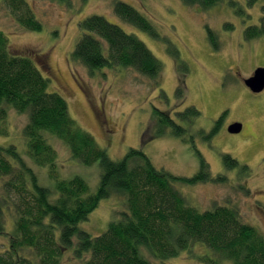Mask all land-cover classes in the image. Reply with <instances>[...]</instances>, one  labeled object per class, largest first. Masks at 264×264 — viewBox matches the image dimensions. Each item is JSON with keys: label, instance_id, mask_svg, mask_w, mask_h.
I'll list each match as a JSON object with an SVG mask.
<instances>
[{"label": "rangeland", "instance_id": "rangeland-1", "mask_svg": "<svg viewBox=\"0 0 264 264\" xmlns=\"http://www.w3.org/2000/svg\"><path fill=\"white\" fill-rule=\"evenodd\" d=\"M26 1L42 30L21 28L1 2L0 30L13 52L34 61L40 58L42 72L50 79L49 90L65 99L71 118L93 136L110 159L120 160L129 148H139L155 168L179 177L192 176L203 160L212 180L192 186L176 185L189 204L199 211L215 206L235 208L244 223L264 236V89L252 94L243 82L256 68H264V36L244 38L245 28L259 24L264 0L252 7L246 5V0H223L208 10L187 6L180 0H70L69 5L53 0ZM117 1L130 4L144 15L158 37L118 19L113 13ZM94 14L120 24L142 40L160 61L159 73L147 77L119 66L89 73L71 61L69 55L80 36L78 23ZM208 29L215 35L216 49L208 40ZM179 89L181 95L177 94ZM189 107L196 108L199 116L180 118ZM155 110L166 112L184 128L182 138L169 128L158 132ZM222 113L219 129L207 138ZM26 122L25 114L11 111L9 137H0V143H13L24 153L21 130ZM232 122L242 124L240 133H228ZM50 142L57 152V177H81L89 193H95L100 180L98 162L78 163L61 141L54 138ZM223 154L236 159L240 167L245 165L246 172L240 167L225 168ZM28 163L39 184L55 191L48 168ZM219 174L223 178L213 180ZM125 208L122 197L103 199L80 228L92 236L100 235L113 212ZM8 247L7 239L0 237V253ZM144 254L156 264H207L194 256L205 254L200 246L164 262ZM62 261L83 264L71 252H66Z\"/></svg>", "mask_w": 264, "mask_h": 264}, {"label": "trees", "instance_id": "trees-1", "mask_svg": "<svg viewBox=\"0 0 264 264\" xmlns=\"http://www.w3.org/2000/svg\"><path fill=\"white\" fill-rule=\"evenodd\" d=\"M53 1L67 5L70 2ZM180 1L208 10L223 0ZM257 1L246 0V5L252 7ZM0 2L24 30H42L26 0ZM113 13L122 22L158 37L152 23L130 4L115 2ZM261 13L258 25L245 28V40L264 36V5ZM78 25L80 36L69 56L89 73L113 66L129 67L147 77L159 73L160 61L142 40L120 24L94 14ZM207 33L216 49L214 33L211 29ZM42 68L40 58L34 61L13 52L0 30V137H9L11 111L27 116L21 130L24 153L13 143H0V237L6 238L9 245L0 253V264H62L66 252L83 264H156L144 252L164 262L195 246L204 248V255L194 256L207 264H264V236L244 223L237 209L215 206L199 211L176 186L212 180L203 160L192 176L179 177L155 168L139 148H129L120 160L110 159L93 136L71 118L65 99L49 90L50 79ZM177 94L181 95L182 90ZM154 113L159 133L169 128L174 135L183 136L184 128L166 112ZM199 114L196 108L189 107L179 117L192 119ZM223 117L224 113L213 123L207 138L217 132ZM54 138L68 148L78 163L98 162L100 180L95 193H89L81 177H57V152L50 142ZM28 160L48 168L55 191L39 184ZM222 160L227 169L240 167L229 154H223ZM240 168L246 172L245 165ZM221 178L219 174L213 180ZM111 196L122 197L125 210L113 212L100 235L92 236L81 229L80 224L98 203Z\"/></svg>", "mask_w": 264, "mask_h": 264}, {"label": "water", "instance_id": "water-1", "mask_svg": "<svg viewBox=\"0 0 264 264\" xmlns=\"http://www.w3.org/2000/svg\"><path fill=\"white\" fill-rule=\"evenodd\" d=\"M244 85L253 93H259L264 89V68H256L253 75L245 79ZM242 124L239 122L231 123L227 127L230 134H237L241 131Z\"/></svg>", "mask_w": 264, "mask_h": 264}, {"label": "flooded vegetation", "instance_id": "flooded-vegetation-1", "mask_svg": "<svg viewBox=\"0 0 264 264\" xmlns=\"http://www.w3.org/2000/svg\"><path fill=\"white\" fill-rule=\"evenodd\" d=\"M253 72H254V71H252V73L250 74V76L253 75ZM245 87H246V86H245ZM246 88H247V87H246ZM247 89H248V88H247ZM248 90H249V89H248ZM249 91H250V90H249ZM250 92H251V91H250ZM261 92H262V91H261ZM261 92H259V93H261ZM251 93H252V94H259V93H253V92H251ZM232 123H234V122H232ZM230 124H231V123H230ZM230 124H229V125H230ZM229 125H228V126H229ZM239 133H240V132H239Z\"/></svg>", "mask_w": 264, "mask_h": 264}]
</instances>
